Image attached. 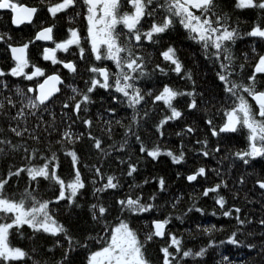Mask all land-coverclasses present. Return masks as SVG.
I'll use <instances>...</instances> for the list:
<instances>
[{
    "label": "trees",
    "instance_id": "1",
    "mask_svg": "<svg viewBox=\"0 0 264 264\" xmlns=\"http://www.w3.org/2000/svg\"><path fill=\"white\" fill-rule=\"evenodd\" d=\"M181 1L141 0L133 26L115 8L114 60L81 52L43 105L29 72L53 71L33 39L48 20L36 11L31 28H13L0 14V226L15 254L0 264H89L118 228L140 264H264V109L248 98L264 92V38L251 35L264 31V0L195 9L229 33L218 43L184 25ZM8 44L30 51L28 74L11 80Z\"/></svg>",
    "mask_w": 264,
    "mask_h": 264
},
{
    "label": "flooded vegetation",
    "instance_id": "2",
    "mask_svg": "<svg viewBox=\"0 0 264 264\" xmlns=\"http://www.w3.org/2000/svg\"><path fill=\"white\" fill-rule=\"evenodd\" d=\"M0 1H5L7 7L25 5L27 7L34 8V11H38V14L41 16L39 20H48L49 25L45 26L42 25V23L38 25L33 32V37L38 30L44 27H48L50 29L52 38L54 35L58 38L61 36L65 37L64 40L55 44L52 43L51 45L50 43L38 41V44H40V47L42 48L43 59L48 61V64L53 67V72L56 73L62 70L67 72V70L63 68V62L60 56V52L62 53L63 48L70 50L67 52L66 58L71 57L72 61H74L73 59L77 56L81 57L82 54L80 53L83 51H87L91 57H100L101 55H105L107 53L105 39H107V36L110 35L113 26L115 25V20L113 19V24L110 27L106 26L100 12L101 9L106 8L110 4L112 12L115 8L119 11L129 10L130 15L124 16L123 20L126 25H130L132 23L131 17L134 15L133 10L139 7L141 2V0H46V2H42L40 0L38 5H32L23 3L21 0ZM0 14H4V12H0ZM5 14L6 16L4 17L10 25V13ZM60 15H62V23L57 20V18H60ZM32 22L33 21L24 25H28L31 28L30 24ZM10 31H12V28L8 29V32ZM76 43H78V46H76ZM6 46L7 45L3 47ZM23 48L25 50L23 62L16 63L11 60L16 67H8L7 73L10 75L9 80L13 79L12 77H16V68L21 67L23 69L29 60L28 57L30 58V51L27 52L28 46L24 44ZM35 52L36 51L33 53ZM50 73L52 72H49V74ZM38 75V78L31 86V88H33V92L37 83L45 76V73L41 71Z\"/></svg>",
    "mask_w": 264,
    "mask_h": 264
},
{
    "label": "rangeland",
    "instance_id": "3",
    "mask_svg": "<svg viewBox=\"0 0 264 264\" xmlns=\"http://www.w3.org/2000/svg\"><path fill=\"white\" fill-rule=\"evenodd\" d=\"M206 1L207 0H182L177 4H174V7L176 11L179 12L184 25L188 26V28L191 29L194 34L198 35V37H211L215 43H218L221 39L229 36V33L225 29H215L209 26L207 20L205 19V13H203V11L197 13L195 9H198V7L206 3ZM241 1L243 3H250V0ZM140 10V6L133 10L134 15L131 17L132 23L130 24V26H133L136 23ZM100 12L103 16L105 25L110 27L113 24L111 5L109 4L106 8L101 9ZM251 35L264 38V31L255 29L254 31H252ZM105 44L107 48L106 54H108L110 59L114 60L116 52L115 49H113L114 44L110 35L107 36V39H105ZM69 59L71 60V57L62 60L63 65H65L66 62H70ZM258 66H264V57H259L257 62H255L254 67ZM16 70L18 72L20 71L22 74H28L23 73V69L21 67L16 68ZM38 70L39 72L43 71L42 69L36 67L35 70L29 73L38 74ZM238 111L242 116L244 115L243 109L239 108ZM232 118L233 119H228L227 121V129H231L235 122V118ZM4 231L5 228L3 226H0V254H5L13 257V255H15L14 252H9L6 249L4 242ZM164 234L165 229L162 238L164 237ZM88 262L89 264H140L138 247L134 243L132 236L126 229H114L109 233L106 241L90 255Z\"/></svg>",
    "mask_w": 264,
    "mask_h": 264
},
{
    "label": "water",
    "instance_id": "4",
    "mask_svg": "<svg viewBox=\"0 0 264 264\" xmlns=\"http://www.w3.org/2000/svg\"><path fill=\"white\" fill-rule=\"evenodd\" d=\"M0 11H8L10 13V23L12 27L17 28L21 25L28 24L31 22L34 15V8L27 7L25 5H19L17 7L13 6L10 9L6 6L5 1L0 2ZM34 39L39 42L48 43L51 41V33L48 28H42L38 30ZM8 51L11 59L16 62H22L24 58V49L22 46H8ZM66 70L72 71L73 66L71 62H67L64 65ZM256 71H261V67H257ZM99 78L105 83V68H100L98 70ZM61 84V79L56 74H49L45 76L36 86L34 99L37 104L41 105L48 102L54 95L58 93L59 85ZM256 106L264 107V95L262 93H254L249 97ZM194 176L188 177L187 181L192 182ZM151 229L153 237L156 239H161L165 225L160 220L153 221L151 223Z\"/></svg>",
    "mask_w": 264,
    "mask_h": 264
}]
</instances>
